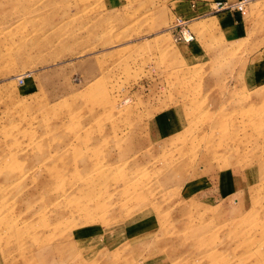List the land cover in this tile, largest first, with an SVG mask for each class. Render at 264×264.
<instances>
[{"label":"rangeland","instance_id":"rangeland-1","mask_svg":"<svg viewBox=\"0 0 264 264\" xmlns=\"http://www.w3.org/2000/svg\"><path fill=\"white\" fill-rule=\"evenodd\" d=\"M178 1L0 0V264H264V0Z\"/></svg>","mask_w":264,"mask_h":264},{"label":"built area","instance_id":"built-area-1","mask_svg":"<svg viewBox=\"0 0 264 264\" xmlns=\"http://www.w3.org/2000/svg\"><path fill=\"white\" fill-rule=\"evenodd\" d=\"M249 0H239L234 3L213 2L202 0H189L187 12L177 14L168 30L172 34L175 42L191 43L195 41V35L190 29V24L194 20L209 15L217 14L221 11L243 13Z\"/></svg>","mask_w":264,"mask_h":264},{"label":"crops","instance_id":"crops-1","mask_svg":"<svg viewBox=\"0 0 264 264\" xmlns=\"http://www.w3.org/2000/svg\"><path fill=\"white\" fill-rule=\"evenodd\" d=\"M202 1H213V2L220 1V2L234 3V2H237L239 0H202ZM178 2L179 3L176 4V7L173 6L171 10L174 11L175 14H184V13H186L187 12V9H188L189 0H179ZM239 15H240V13H238V12L221 11V12H219L217 14L210 15V16L211 17L212 16H220L219 19H226L227 21H231L232 22L233 20L237 19L239 17ZM207 17H209V16H207ZM207 20L208 21H211L210 24H213L214 21H215L214 19H211V20L210 19H207ZM195 21H197V20H194L193 22H191L190 28H191V25ZM194 35H195V41L191 42L190 44H194V43L196 44V42L198 41L197 40V36H196L195 33H194Z\"/></svg>","mask_w":264,"mask_h":264}]
</instances>
